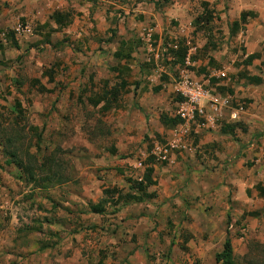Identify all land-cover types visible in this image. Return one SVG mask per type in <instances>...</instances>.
<instances>
[{"label": "crops", "instance_id": "obj_1", "mask_svg": "<svg viewBox=\"0 0 264 264\" xmlns=\"http://www.w3.org/2000/svg\"><path fill=\"white\" fill-rule=\"evenodd\" d=\"M204 4L211 18L197 24ZM241 12L253 14L241 22ZM19 21L31 24V34L14 35ZM0 30L8 31L0 40L1 65L45 48L48 58L29 80L33 88L57 102L60 95L81 99L87 109L118 116V123L107 124L112 135L107 155L122 165L134 153L144 156L137 179L147 166L153 169L155 183L144 190L152 196L128 199L127 193H133L128 182L123 188L106 187L118 188L124 198L112 204V214L106 213L107 203L115 197L104 192L103 213H92L91 203L85 204V226L95 225L97 215L130 224L143 207L141 218L155 220L158 214L175 225L173 231L189 225V233L173 239L187 246L200 241L201 247L191 249L193 256L201 255L198 247L221 241L213 257L227 235L235 256L237 241L250 238L255 228L264 233V0H0ZM222 70L226 78L216 76ZM186 76L212 92L230 94L244 108L232 104L213 123L195 125L190 148L159 162L150 150L179 122V82ZM11 82L18 92L22 80ZM63 205H69L63 208L67 212L75 206ZM83 230L64 234L84 239L93 228ZM243 249L248 251L246 245Z\"/></svg>", "mask_w": 264, "mask_h": 264}, {"label": "rangeland", "instance_id": "obj_2", "mask_svg": "<svg viewBox=\"0 0 264 264\" xmlns=\"http://www.w3.org/2000/svg\"><path fill=\"white\" fill-rule=\"evenodd\" d=\"M215 38L219 43L223 39L220 33ZM46 58L43 48L26 51L20 62L9 58L0 64V264H49V260L52 264H221L213 257L221 241L198 247L201 255L193 256L191 249L201 247L200 241H192V246L174 242L189 233V225L180 224L173 231L175 225L158 214L155 220L141 218L143 207L130 224L97 215L95 225L85 226L89 223L85 204L99 202L106 187L123 188L127 178H139L142 168L137 164L145 159L134 153L132 161L122 165L107 155L112 146L107 124L119 122L115 114H98L84 107L81 99L60 95L57 102L54 95L33 88L29 80L41 72ZM12 78L22 80L18 92ZM15 100L20 101L21 113ZM7 149H15L17 157L34 168L37 179L47 172L40 169V162L51 156L57 176L28 183L26 173L7 161ZM63 204L75 206L67 212L63 208L69 205ZM107 204L106 213L115 212L113 203ZM66 214L72 222L66 221ZM90 227L93 230L84 239L64 234ZM234 257L236 264H264V233L255 228L250 238L237 241Z\"/></svg>", "mask_w": 264, "mask_h": 264}, {"label": "built area", "instance_id": "obj_3", "mask_svg": "<svg viewBox=\"0 0 264 264\" xmlns=\"http://www.w3.org/2000/svg\"><path fill=\"white\" fill-rule=\"evenodd\" d=\"M15 36L20 37L31 34L32 26L28 22H17L12 28ZM8 31L0 30V40L7 38ZM189 54L186 56L188 58ZM218 78H226L224 70L216 73ZM179 95L175 116L179 122L172 129L169 138L156 141L152 144L150 154L159 162H166L173 152H184L190 148L189 140L193 127L202 124H211L220 116L222 111L236 104L240 110L244 108L243 102L234 103L230 94L221 95L206 88L202 82L186 76L179 82ZM137 167L143 168V163L138 162Z\"/></svg>", "mask_w": 264, "mask_h": 264}, {"label": "trees", "instance_id": "obj_4", "mask_svg": "<svg viewBox=\"0 0 264 264\" xmlns=\"http://www.w3.org/2000/svg\"><path fill=\"white\" fill-rule=\"evenodd\" d=\"M210 12L211 11H209L207 9L206 4H204L203 5V11L201 12V14H199L196 17L195 22L197 24L208 23L210 18H211ZM252 14H253L252 12H241L239 20L241 22H243L246 20V17L248 15H252ZM236 24H237V21H234L232 23L233 27ZM184 50H185L184 48H179L178 51H184ZM181 53L176 52L175 55L178 54V57H182L183 55H181ZM15 83H17V82H15ZM46 91H49V90H46ZM15 107H16L18 113H21V110H20L21 104H20L19 100H15ZM176 121H178V119H173L172 123H175ZM8 141H9V138H8ZM9 143H11V142L9 141ZM15 151H16L15 149H12V150L7 149L5 151V154L8 156L7 161H9L10 163H13L18 169H20L21 171L26 173V181L28 183H33V182H37L40 180L49 181V180H52V177L57 176V172L53 171V169H52V164H55L56 160H54L51 156H45L43 161L40 162V166H39L40 169L41 170L47 169V172L43 174L44 175L43 177H41V178L38 177V179H37V176H36L37 174L35 173L36 171L34 170V168L30 164L26 165L21 159H19L17 157ZM152 170L153 169L151 166H147L140 179L127 178V182L129 184V189H130V191H133V193H131V194L127 193L128 199L132 198L134 201H142L144 198L152 196L151 193L148 194V193L144 192L145 187L155 183V181L151 177ZM103 192L106 194H109L111 197H115V200H110L113 204L118 203L120 200H122L124 198V194L123 195L120 194L118 188H116V187L106 188L103 190ZM127 194H125V195H127ZM106 202H107V200H105V198H102L97 203L89 204V211L92 213H98V214L103 213L105 210L104 204ZM214 259L216 262L221 263V264H236L234 253H233V245H232V241H231L230 236H228V235L226 236L224 242L222 243V249L214 254Z\"/></svg>", "mask_w": 264, "mask_h": 264}]
</instances>
